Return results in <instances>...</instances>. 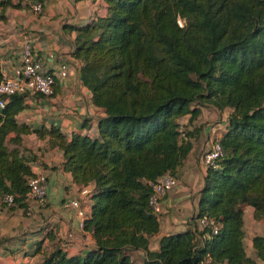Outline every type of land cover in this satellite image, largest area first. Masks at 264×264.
Returning a JSON list of instances; mask_svg holds the SVG:
<instances>
[{
    "label": "trees",
    "instance_id": "obj_1",
    "mask_svg": "<svg viewBox=\"0 0 264 264\" xmlns=\"http://www.w3.org/2000/svg\"><path fill=\"white\" fill-rule=\"evenodd\" d=\"M107 3L105 17L74 27L78 81L104 111L96 135L32 129L16 119L28 97L10 96L0 112V205L8 193L9 208L28 206L39 163L20 147L22 135L35 133L62 152V168L78 187L94 186L84 221L93 244L74 256L56 249L43 264H264V235L252 238V258L243 230L246 205L264 222V0ZM11 4L0 0L3 8ZM207 100L229 109L216 137L223 157L205 170L188 228L162 235L151 250L161 213L149 207L150 183L183 164L192 143L179 120L192 123ZM203 217L219 223L216 234L199 229ZM138 250L139 263L132 260Z\"/></svg>",
    "mask_w": 264,
    "mask_h": 264
},
{
    "label": "crops",
    "instance_id": "obj_2",
    "mask_svg": "<svg viewBox=\"0 0 264 264\" xmlns=\"http://www.w3.org/2000/svg\"><path fill=\"white\" fill-rule=\"evenodd\" d=\"M28 4L27 0H12L11 5L5 8L0 6V60L12 65L22 45V35L28 32L43 62L54 71L61 64H67L71 75L68 78H56L53 96L28 97V107L18 113L16 119H25L24 123L36 130L55 125L65 134L81 130L95 136L97 121L104 111L91 103L89 90L78 81L80 62L72 57L76 36L74 27L105 17L107 0H44L43 12L39 16L31 12ZM50 54L53 58H49ZM215 106L207 100L200 105L201 113L192 123H188V116L179 120L191 133L189 139L192 146L178 168L180 176L177 187L171 189L163 201L159 232L149 238L151 250H158L162 235L187 229L197 210L198 191L205 175L199 159L200 151L210 136L211 125L216 122L219 129L222 128L221 131L227 126L229 109ZM221 115L222 118L217 120ZM20 151L27 156L31 154L36 159L35 163H39V166L32 165L34 171L41 170L46 174L47 203L44 208H38L34 202H30L33 207L30 215H26L23 208L17 205L12 208L0 205V264H43L45 257L56 249H62L68 256L81 254L94 241L91 233L79 229L74 211L63 205L79 194L71 174L62 168V152L50 146L48 137H40L35 133L22 135ZM200 173L202 176L199 177ZM191 187L198 188L192 211L188 210L190 206L187 205ZM173 210L178 213L174 214ZM243 210L245 232V211H251L253 221L257 220L253 218L251 206L246 205ZM245 234L244 245L248 241ZM255 235L250 237L251 247ZM245 251L250 256L246 247ZM143 258L142 251H132V260L139 263Z\"/></svg>",
    "mask_w": 264,
    "mask_h": 264
},
{
    "label": "built area",
    "instance_id": "obj_3",
    "mask_svg": "<svg viewBox=\"0 0 264 264\" xmlns=\"http://www.w3.org/2000/svg\"><path fill=\"white\" fill-rule=\"evenodd\" d=\"M31 12L39 16L43 12L44 0H27ZM178 23L182 26V21ZM16 61L12 65H8L0 60V112L4 109L10 96L15 94L26 95L27 97L36 94L45 97H51L55 94L56 78H68L71 75L69 66L61 64L57 71L52 70L43 59L37 54L33 47V38L31 33L25 32L22 35V45L16 53ZM49 58H53L50 54ZM223 148L216 138L211 141V146L200 157V163L206 170L209 168H217L218 161L223 157ZM152 187L149 197V207L151 210L160 214L162 212V204L169 191L178 185V179L175 175L167 172L158 177L154 182L150 183ZM94 192V186L88 185L78 187L79 196L66 201L63 205L73 210L77 218V226L84 231V221L87 218L92 204L91 196ZM28 206L25 210L26 215H30L33 211L32 204L34 202L38 208H44L47 203V176L41 170H35L34 176L28 181ZM1 203L5 207H11L14 204L12 194H5ZM198 227L211 228L213 234L219 229V223L211 218L203 217L198 220ZM209 258L200 261L199 264L210 263Z\"/></svg>",
    "mask_w": 264,
    "mask_h": 264
},
{
    "label": "rangeland",
    "instance_id": "obj_4",
    "mask_svg": "<svg viewBox=\"0 0 264 264\" xmlns=\"http://www.w3.org/2000/svg\"><path fill=\"white\" fill-rule=\"evenodd\" d=\"M216 107V106H215ZM217 108V107H216ZM75 111V110H74ZM74 111H72V114L74 113ZM77 112H79V111H77ZM87 114H89V113H87ZM86 114V116H88ZM81 116H82V114H81ZM222 118V115L221 116H219V118L217 119V120H219V119H221ZM19 123H24L25 122V119L24 120H19L18 121ZM32 126H34V125H32ZM39 126V123H37V125H36V127H38ZM210 130H211V133H209L210 134V136H209V134H208V140H206L205 142H204V144H203V148H202V150L200 151V156H199V159H200V157L203 155V153L206 151V150H208L209 148H210V146H211V141H212V139L215 137H218L219 136V133L221 132V130H222V128L220 127V129H219V127L216 125V122L213 124V125H211V128H210ZM8 146H10V144L8 145ZM205 170V169H204ZM175 174V176L177 177V179L179 178V176H180V171H179V169H177L176 170V172L174 173ZM199 175V177H200V175L202 176V174L200 173V174H198ZM177 186H175V188H176ZM173 189V188H172ZM196 190H198V188H196V189H192V187H191V190H190V192H191V195H190V197H189V199H188V201H187V205H189L190 206V208L188 209V210H190V211H192L191 209V207H192V204H194V197H195V195H197V193H196ZM170 192V191H169ZM179 207L181 206V204L180 205H178ZM6 208H9V207H6ZM173 212H174V214H176V213H178V212H176V211H174L173 210ZM192 214V213H191ZM245 216H246V220H245V222H246V224H245V232L244 233H246L245 235H246V237H247V240L248 241H245V247H246V250H247V252H248V254L251 256V257H254V252H253V249H252V247H251V244H250V237L252 236V235H255V234H261V235H264V222L263 221H261V220H259V221H256V222H254L253 221V219H252V216H251V211H249V210H246L245 211ZM141 256V255H140ZM135 258L138 260L139 258L137 257V256H135ZM135 260V259H134ZM136 261V260H135Z\"/></svg>",
    "mask_w": 264,
    "mask_h": 264
}]
</instances>
